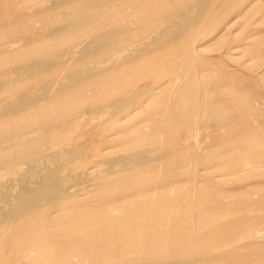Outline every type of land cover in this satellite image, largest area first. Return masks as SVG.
<instances>
[{"label": "rangeland", "instance_id": "374dc122", "mask_svg": "<svg viewBox=\"0 0 264 264\" xmlns=\"http://www.w3.org/2000/svg\"><path fill=\"white\" fill-rule=\"evenodd\" d=\"M30 1L0 0V100L31 88L15 79L28 61L57 62L43 81L119 62L0 119V174L79 137L56 129L52 145L57 132L34 128L70 126L75 113L123 98L95 125L101 147L149 160L123 170L85 162L87 178L67 194L0 223V264H264V0H205L188 32L133 57L196 0ZM76 46L90 54L75 64ZM12 173L0 179L27 186Z\"/></svg>", "mask_w": 264, "mask_h": 264}, {"label": "bare ground", "instance_id": "6f19581e", "mask_svg": "<svg viewBox=\"0 0 264 264\" xmlns=\"http://www.w3.org/2000/svg\"><path fill=\"white\" fill-rule=\"evenodd\" d=\"M65 1L67 0H52L46 5V7H49L51 5L54 6L53 4H60ZM204 3L205 0H196L195 2L187 5L177 14L169 18L161 27H159L160 29L155 34L147 35V37H144L140 41H138L135 44V48H130L131 52L129 53H132L133 57V54L135 52H138L137 54H141V52L139 51H142L143 53L144 51L148 50V52H150L151 50L149 51V49H155L157 44L161 43V41L163 42V39L168 38L166 39V41L168 40V43L170 42L169 38L171 39L173 38V36H180L182 34H185L190 30L191 26L194 24L195 18L193 13L198 12H195L194 10L196 9V7H200ZM166 41L163 43H166ZM162 45L163 44L159 46L161 47ZM74 49L75 54L78 57L75 64L82 62V60L88 58L90 54L89 49H87V47L76 46ZM123 52L125 53V51ZM123 52H121V54H123ZM119 54L108 58V62L106 63H104L105 61L103 62V60H101L95 62V64L84 66L82 70L78 72H71L66 77H62L61 75V77L53 78L50 81H43L40 77L43 76L46 72H48L50 68L56 67L57 62L52 57L37 59L23 63L21 65L23 76L20 75V77H16L15 79L18 81H23L25 80V77H28L26 78V80H30L31 88L25 91L15 92L5 99L2 98L0 100V119L7 116L15 115L16 113L26 110L28 108H34L38 106L39 100L51 95L52 93L66 88L68 85H71V83L73 85L77 81L78 77L82 76V74L88 75L89 77V74H93V70H95V73L99 71L102 72L103 70L106 71V67L109 66L107 64L111 65V63H113V66H115L116 62H119L117 61V59L119 58ZM128 54L126 53L127 56ZM120 58H124L125 60V57L123 55ZM126 59L128 60V58ZM81 79L83 80L84 78L81 77ZM2 81L3 77L0 76V90L6 87L2 86ZM54 87L56 89H54ZM127 100L128 98H123L102 106H98L95 109L86 111L84 113H75L76 118L75 116L73 117L75 118V120L70 126L62 125L63 123L60 124V122L58 121V123H56L55 125H41L34 128L30 132L32 136H35L37 134H42L46 136L52 134L53 132H57L56 134H53L51 136V139L54 140L52 145H54L56 141L60 140V133H58L56 129L64 131L66 135L69 134L72 128L78 129L79 137L77 140H73L70 143H61L60 148L57 149L55 147H46L47 149H44V151L38 150L39 154H37L31 159L16 160L14 158L10 165V170L4 169V172H2L1 170L2 173L0 174V178H2V174H5L7 171L10 174L12 172V174H14V172L18 173L23 178V175H25V178L27 180L25 182L27 183V186H23V184L16 185L15 183L14 185L13 182H11V179L8 178L4 180L0 179L2 180L0 181V223L7 222L15 216L22 214L23 212L34 206L47 204L67 194L69 192V185L67 186L69 182L82 181L87 178L88 171L84 164L88 160L93 161L94 163L98 164V166L105 162L112 161L121 170L144 164L147 160H149V156H146L143 152L135 149L130 151L127 155L123 157L115 156L110 158V156L108 155L109 152L101 147L100 135L94 130L95 125H99V123L101 122L100 120H102V118L106 117V119H111L110 117H112L118 110L123 108L124 103ZM84 119H86V121L82 122ZM68 123L70 124V122ZM57 134H59V136ZM73 134L71 133L69 135L74 136ZM63 140L68 141L67 139H65V136ZM73 165H78L80 169L76 172L72 171ZM65 169H68V172L63 173ZM12 185L17 186L16 189Z\"/></svg>", "mask_w": 264, "mask_h": 264}]
</instances>
